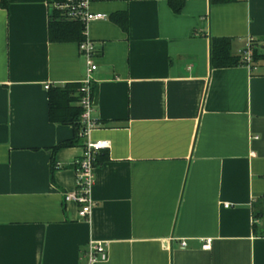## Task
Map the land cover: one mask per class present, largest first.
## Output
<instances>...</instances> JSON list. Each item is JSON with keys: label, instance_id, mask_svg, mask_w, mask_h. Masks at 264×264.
I'll list each match as a JSON object with an SVG mask.
<instances>
[{"label": "crops", "instance_id": "crops-1", "mask_svg": "<svg viewBox=\"0 0 264 264\" xmlns=\"http://www.w3.org/2000/svg\"><path fill=\"white\" fill-rule=\"evenodd\" d=\"M98 68L85 140H106L90 218L65 202L85 147L49 118V86L81 82L52 42L50 0H0V264H264V61L211 66L210 37L264 43V0H93ZM128 18L124 28L112 16ZM211 246L205 248L207 240ZM186 244L183 245L182 243Z\"/></svg>", "mask_w": 264, "mask_h": 264}, {"label": "trees", "instance_id": "trees-1", "mask_svg": "<svg viewBox=\"0 0 264 264\" xmlns=\"http://www.w3.org/2000/svg\"><path fill=\"white\" fill-rule=\"evenodd\" d=\"M64 0H50L51 16L49 21V37L52 42H77L79 45L87 40V25L81 20L67 19L63 10L55 6L56 2ZM217 1V0H211ZM226 1V0H224ZM175 12H181L185 0H169ZM3 6H8V0H1ZM124 28L128 27V18H120L119 13L112 16ZM234 39L230 37H210V61L211 66L232 67L242 64L264 61V43L252 45V59L247 61L243 54L233 53ZM82 82H69L63 86H49V118L52 122L71 125L74 128V136L64 140L53 147L52 174L56 168L55 154L65 147L82 145L85 147L86 140L82 135L83 124L81 115L84 111L80 104L84 96ZM94 84L92 86V97ZM102 150V149H101ZM99 151L96 154L95 166H99L106 158V153Z\"/></svg>", "mask_w": 264, "mask_h": 264}, {"label": "built area", "instance_id": "built-area-1", "mask_svg": "<svg viewBox=\"0 0 264 264\" xmlns=\"http://www.w3.org/2000/svg\"><path fill=\"white\" fill-rule=\"evenodd\" d=\"M93 0H64L56 2L55 6L63 10V14L70 20H81L86 25L95 20L106 19L107 14L102 12H94L91 10ZM252 40L248 41L246 47L241 50V54L247 61L252 59ZM80 50L86 61V75L83 81L84 87L82 91L84 96L80 101L84 111L81 115L83 124L82 135L86 138L90 131L98 126V122L92 117L93 97L92 86L94 84L93 72L98 68V63L95 59V44L94 41L87 37V40L80 44ZM49 88V85H46ZM109 145L106 140H86L85 151L82 157L76 160V188L74 191L65 193V202L74 201L79 205V215L83 218H90L94 201L92 199V190L96 181L95 177V158L96 154L103 148ZM183 245L186 243L183 242ZM211 246V239L207 240L205 248ZM108 259V249L105 243L101 241H92L88 251V264H93L97 261H105Z\"/></svg>", "mask_w": 264, "mask_h": 264}]
</instances>
